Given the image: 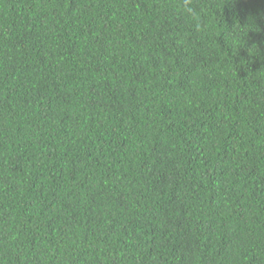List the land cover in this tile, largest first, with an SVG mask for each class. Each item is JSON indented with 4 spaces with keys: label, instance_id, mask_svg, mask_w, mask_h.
I'll use <instances>...</instances> for the list:
<instances>
[{
    "label": "trees",
    "instance_id": "obj_1",
    "mask_svg": "<svg viewBox=\"0 0 264 264\" xmlns=\"http://www.w3.org/2000/svg\"><path fill=\"white\" fill-rule=\"evenodd\" d=\"M0 264H264V0H0Z\"/></svg>",
    "mask_w": 264,
    "mask_h": 264
}]
</instances>
